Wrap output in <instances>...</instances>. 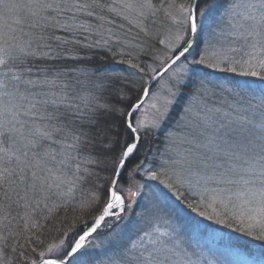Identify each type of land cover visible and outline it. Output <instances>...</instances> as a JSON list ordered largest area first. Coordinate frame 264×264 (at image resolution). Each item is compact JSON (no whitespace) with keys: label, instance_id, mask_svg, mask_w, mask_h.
Segmentation results:
<instances>
[{"label":"snow or ice","instance_id":"1","mask_svg":"<svg viewBox=\"0 0 264 264\" xmlns=\"http://www.w3.org/2000/svg\"><path fill=\"white\" fill-rule=\"evenodd\" d=\"M90 6L78 4L75 0L71 4L67 0H29L26 7L33 17V28L61 27L71 30L70 25L59 23L61 13L81 11ZM22 7L25 5L15 3L14 0H0V18L18 13ZM124 7L130 8L133 5L124 4ZM139 7L152 9L153 5L151 0H144ZM241 7L244 11L238 13L236 9ZM168 8H175V13L169 12V15L178 30L174 41L168 44V52L159 58L157 67H145L129 61L130 68L135 70L133 75L140 74L143 79L144 75L151 72L149 81L161 80L158 88L151 92L153 102L150 105V118L133 119L140 109V101L149 97L151 90L144 87L140 100L127 110L123 140L119 138L118 130H115V136L108 135L114 131L111 127L99 134L100 146L105 153H112L110 166L106 169L111 173L107 203L90 226L87 223L82 226L73 225L62 233L58 243L48 244L46 250L40 252L39 258L32 260L31 264H73V261H78V264H175L167 245L157 246L158 241L149 240L145 243L143 237H140L139 243L132 241L130 246L118 243L111 231L114 225L108 226L107 234L99 245L92 244L90 240L106 218L113 217L119 221L125 214L135 211L142 189L151 187L148 181H157L170 190L176 187L178 199L184 195L180 188L187 186L186 190L190 193L196 189L198 191L195 194L199 195L200 203L206 207L218 203L227 209L230 199L235 197L238 204L232 207L237 211L231 215L241 225L240 230L250 236L255 233L257 239L264 240V86H257V79L264 81V0H247L242 5L231 4L223 8L220 0H185L178 7L173 0ZM110 10L115 11V8ZM78 27L84 28L85 25ZM204 31L216 38L220 45L211 55L207 51V41L197 54L195 38ZM229 38L244 40L248 50L243 57L238 59L229 55L240 49L223 47L224 41ZM43 39V36H33L23 42H16L12 38L11 43H0V192L3 193V200L9 203L14 202L12 196L15 195V202L23 201L26 208L33 195L49 193L53 188L60 190L65 184L68 185L67 193H71L75 181L83 179L79 176L81 163L73 165L72 176H68L61 165L66 168L67 162L71 160L100 163L91 154V148L97 145L94 139L89 138L91 134L88 132L71 133L70 143L67 142L68 133L65 139L53 140L54 134L62 129L50 123L59 113L49 112L48 108H58L64 104L69 99L67 91L34 93L27 89L21 90L22 84L29 87L44 85L51 89L69 87V82L63 79L70 75L69 71L46 65L34 73L32 67H24L29 58L39 57L53 62L61 59L83 61L79 56H61L54 53L50 46L36 43ZM56 39L60 40L59 37ZM60 43L67 41L61 40ZM160 43L164 44L165 41L161 40ZM43 47H48V51H40ZM238 68L242 69L239 75L255 79L241 81L213 78L217 73L237 74ZM80 71L86 74L87 69ZM33 75L34 78H25ZM218 94L232 99L228 111L222 112L219 108L208 106V100ZM37 96L40 99H36ZM82 102L87 106L90 101L88 97H83ZM182 102V120L195 116L204 128H212L206 140L197 145L204 151L196 154H192L191 150L177 152L175 158H169L159 166L154 161L149 164L148 156L145 155L144 159L128 168L131 161L138 159L141 141L162 129ZM105 109L124 114L109 105L96 103L90 113L91 126H95L99 112ZM174 132L173 129L166 137L170 144L175 141ZM105 139L108 140L106 144L103 143ZM45 141L62 146L60 155L64 159L55 164L56 170L49 163L57 161L55 150L51 147L39 150ZM116 145H119L118 152ZM88 146L91 148L85 159L81 153ZM65 149L69 151L65 152ZM71 151H75L76 155H71ZM126 168L127 175H124ZM84 171L91 174L87 168ZM252 173L259 174V188L252 182ZM213 183H236L241 188L230 192L228 198H225L222 195L225 189L210 187ZM60 195L66 193L60 191ZM42 198L48 197L43 195ZM158 201V196L153 193L152 199L143 203L137 215L144 217L149 211L155 210ZM35 203L38 205L40 201ZM200 215L205 213L201 212ZM152 232H159V229L145 231L143 236H151ZM109 251H114V254L118 251L119 255L114 258V255L108 254Z\"/></svg>","mask_w":264,"mask_h":264},{"label":"trees","instance_id":"2","mask_svg":"<svg viewBox=\"0 0 264 264\" xmlns=\"http://www.w3.org/2000/svg\"><path fill=\"white\" fill-rule=\"evenodd\" d=\"M14 2L16 3V0ZM172 2L173 0H167L165 4L158 7L155 16L152 18L155 19L153 23L149 19L145 22L146 26L154 27L152 33L155 36L140 31L139 33L137 32L136 37L129 29L128 33L124 26L116 23V18L119 19L117 16H112L105 9L101 8L96 9V15L91 16L90 21H88L91 29L88 32L82 30L80 33L72 28L70 31H58L56 27L45 29L40 27L33 28V17L25 7L20 8L18 13L7 14L3 18H0V43H4V41L11 43L13 42L12 38L15 37L18 40H22L19 33H24L23 37L26 40H29L33 36H43L44 39L36 43L50 46L54 53H58L61 56L67 54L69 57L79 56L83 58L82 62L72 59H61L53 62L51 60L40 59L39 57L35 59L29 58L24 67H32L34 73L36 69L46 65L61 71H69L70 75L63 78L69 82V87L67 89L60 87L51 89L44 85H39L36 88L23 84L20 87L21 90L27 89L29 92L39 90V93L67 91L69 99L64 104L59 105L58 108L51 106L48 108L49 112L59 113L57 118L50 121V123L62 129L59 133H55L53 138L62 140L65 139V134L68 133L67 142L70 143L71 133L88 132L91 134L89 138L94 139L97 146L95 148L88 146L81 155L86 159L88 149L91 148L92 156L100 161L98 164H88L83 160H71L67 162L66 168L61 165V169L66 171L68 176H72L74 172L73 165L77 162L81 163L79 176L83 177V179L75 181V186L71 193H67L68 185L65 184L60 190L53 188L49 193H37L33 195L31 200H29L27 208L24 206L23 201L15 202V195L12 196V200L14 201L12 203L3 200V193L0 192V201H2V206H0V264H31L32 260L39 258L40 252L46 250L48 244L58 243L59 239L62 238L63 232L68 231L73 225L82 226L87 223L90 226L91 222H94L95 217L101 213L108 199L107 188L110 184L109 178L111 173L106 169L110 166L112 153H105L104 149L100 146L99 134L111 127L114 131L108 135L115 136V130H118L119 138L123 140L125 137L124 120L127 110L141 98L146 84L143 79L136 75L114 72L113 66L119 63V60L122 61L126 57H128L127 59L130 62L132 61L134 64L140 63L143 66L142 63L147 64L155 59L157 50L159 52L163 51V46L160 44V36L167 29V25L170 22L167 10L169 9L168 5ZM184 2L185 0H174L175 5ZM17 3L20 4L18 1ZM228 3L229 0H220L221 8L226 7ZM156 5L157 0L155 1ZM173 10L175 11V8ZM173 10L169 9L170 12H173ZM97 14H101V17L97 16ZM17 16L20 20L19 23H17ZM77 16L82 19L84 18L79 13ZM119 20L121 23H124L121 19ZM109 36L118 38L119 40L113 44L110 42ZM56 37H59L60 40H57ZM132 39L139 43L141 49L144 50L143 53L136 51L137 49L134 48L135 44L131 42ZM141 39H143L142 43L139 42ZM61 40H66L67 43L61 44ZM87 45H90V47H87ZM130 45H133L134 51L139 53L137 56H131L132 54H127V52L121 53V51L130 50ZM138 49L141 50L140 48ZM40 51L47 52L48 47H43ZM85 68L87 72L86 74H82L80 70ZM240 71H242L241 68L237 69V74L228 72L217 73L213 78L241 81L255 79L239 75ZM25 78H34V75L32 77L26 76ZM257 86H264V81L257 79ZM83 97H88L90 101L87 106L82 102ZM36 99H40V96H37ZM209 102L224 112L229 110L232 99L223 94H218L211 97L208 100ZM96 103L109 105L112 109H119L124 114L121 115L120 112L106 109L101 110L96 119L95 126H91L89 123L90 113ZM182 107L183 102L172 112L168 122L162 129L153 132L141 141V146L137 153L138 159L131 161L128 168L138 163L139 160L144 159L145 155L148 156L149 164L154 161L159 166L163 161L175 158L177 151L189 152V150L183 151V148L176 146L175 148L172 147L173 150L171 151V144L166 139L169 132L175 128L182 114ZM190 137L189 129L185 130V132L180 134L179 141L182 138L185 141L190 140ZM103 143H108V140L105 139ZM46 147H51L57 154V161L49 162L52 164L54 170H56L55 164L60 159H64V156L60 155L62 146L52 141H45L39 150L43 151ZM116 149L118 152L119 145H116ZM68 151L65 149V152ZM71 155L75 156L76 152L71 151ZM85 168L91 172L90 175L84 171ZM128 168L124 170V174ZM251 178L255 187L259 188L261 184L259 174L252 173ZM162 179L164 178L162 177ZM149 185H151L150 189L149 187L144 188L139 198H145V201L151 200L153 193H155L159 198L156 209L149 211L144 217L138 216L137 213L141 211V207L145 202L141 203L140 199L139 203L135 205V211L125 214L119 221H114L111 224L114 225L111 231L118 243L130 246L132 241L139 243L140 237H143L145 243L149 240L160 241L161 239L167 241L170 238L173 239L174 235L171 236L167 229L162 232L163 234L166 233V235H161L160 239L158 236L156 237V232H152L151 236H143V233L145 231L151 232L153 228H158L159 230H161L160 228H164L160 224V221L162 222L161 219L169 221V219L177 218V220L185 223L189 228H195L199 230L201 235L204 234L206 236L204 245L198 244L196 255L193 254L197 259L194 264L198 263L197 251L199 249L202 251V254L200 253L201 257L204 258L199 261L201 264H226L221 256L222 252L227 250L237 251L248 259L264 260V240L257 239L255 233L250 236L246 231H241V225L231 215V213L235 212L231 208L225 209L219 206V204L206 207L199 201H193L190 193L186 190V186L180 188V191L184 195L178 199L176 187L170 190L164 184H160L157 181H149ZM213 188L216 187L213 186ZM240 188L241 185H237L227 193L235 192ZM146 189L150 191V196L146 195ZM60 191L65 192L66 195L61 196ZM43 195H47L48 198L43 199ZM228 196L226 194V197ZM37 200L40 201L38 205L35 203ZM230 202L238 204L235 197H232ZM82 205L88 206L82 207ZM189 205L194 207V211L190 209ZM189 209L193 212L190 219L188 215ZM201 212H204L205 215H200ZM221 220L224 222H218ZM105 221L90 240L94 239L99 232L104 231L103 226H105ZM26 223L28 225L27 228H25ZM211 233L218 234L220 239L212 238L209 236ZM104 238L100 239L99 244ZM108 254L114 255L115 258L119 255V252L115 251L114 254V251H109Z\"/></svg>","mask_w":264,"mask_h":264},{"label":"rangeland","instance_id":"3","mask_svg":"<svg viewBox=\"0 0 264 264\" xmlns=\"http://www.w3.org/2000/svg\"><path fill=\"white\" fill-rule=\"evenodd\" d=\"M20 2V4L25 5L26 10L28 11V8L26 7L29 3V0H16V3ZM155 1L156 0H151V4L153 5L152 9H148V8H144L141 9L139 7L140 4L144 3V0H98V2H96V0H75L76 3L78 4H89L91 5L88 8L82 9L81 11H65L63 13H61V16L59 17V23L60 24H68L71 26V28L73 30L78 31V33H80V31H84V32H88V30L91 29V26L88 25V21H90L89 19H91V16H95L97 10L96 9H105L106 12L110 13L112 16H117L119 19H121L122 21H124V23H121L119 19L116 18V23L124 26L126 29V31L129 33V30L134 34V36L137 34V32L139 33L140 31H144L146 33H149L150 35H153L152 30L154 27H149L145 25V22L147 19H149L150 21H152V23L154 22L155 19H152L157 10L158 7L161 6L162 4H165L167 2V0H157V5L155 6ZM57 2H60V0H57ZM67 2L69 4H71L73 2V0H67ZM247 0H229L228 5L231 4H244L246 3ZM124 4H132L133 7L130 8H125ZM181 4V3H180ZM176 5L177 7L180 5ZM99 5H103V7H100ZM115 8V11H111L110 9ZM173 10V9H172ZM236 11L238 13H242L244 11V9L241 8H237ZM143 12V14L141 15L140 13ZM169 9L167 10L170 22L167 25V29L164 31V33H162V35L160 36V41L163 40L165 41L164 44H161L163 46V51L159 52V50H157V53L155 55V59L152 60L151 62L145 64L142 63L143 66L147 67V66H151L153 68L157 67V65L159 64V58L162 57L164 55L165 52H168V44L170 42L174 41L175 35L177 33V25L174 24L172 22V19L169 15ZM80 14L81 16H84V18H80L77 16V14ZM88 13H92V15H89ZM173 14L175 13V11L173 10L172 12ZM97 16L101 17V14H97ZM85 25L84 28H80L78 27L79 25ZM145 25V26H144ZM139 31H138V29ZM59 30L62 31H70V30H65L64 28L61 27H56ZM129 29V30H128ZM242 31V30H241ZM22 37V40H18L17 37H15L16 42H23L26 41V39L23 37L24 33H19ZM155 36V35H153ZM20 37V38H21ZM133 37V36H132ZM137 37V35H136ZM158 37V36H157ZM24 38V39H23ZM108 38H110V42L114 44V42L118 41V38L109 36ZM197 38V42H196V49H197V54H199V49L201 47H205V41H207V51L208 54L211 55L215 50H217L220 45L217 44L216 38L211 37L208 35V33L206 31L202 32L200 34L199 37ZM195 38V39H196ZM143 39L139 40L140 43H142ZM131 42L133 44H135V47L133 45L131 46L130 50H126V51H121V53L123 52H127V54L131 53V56H137V54L139 53H143L144 50L141 49L139 43L137 41H134L133 39L131 40ZM130 44V42H128ZM136 48L138 52L134 51ZM223 47L226 49L228 47H234L237 49H240V51L236 52V53H229V55H234L236 58H241L244 56V52H246L248 49L245 46L244 40L242 38H236V39H231L229 38L228 40L224 41ZM138 48H140L141 50H139ZM174 50V49H173ZM156 51V50H155ZM128 57L124 58L122 61L119 60L120 62L117 63L115 66H113V71L114 72H121V73H125V74H132L135 72L134 69L130 68L129 65V61L127 59ZM120 59V58H119ZM132 63V61H131ZM138 64V63H136ZM140 65V63H139ZM137 77L140 78V74H135ZM152 75L151 72H149L147 75L143 76V81L144 83H148L149 82V76ZM161 80L157 79L156 81L152 82V84L150 85V93H149V97L144 99L141 102V106L140 109L138 111H136L135 116L133 117V119L136 118H142V119H149L151 116V109H150V105L153 102L152 101V96H151V92L155 91L158 86L160 85ZM145 84V86H146ZM21 86V85H20ZM36 88H38L36 86ZM34 93H39V90H35L33 91ZM78 93V92H77ZM209 107H213V108H218V107H214L212 105V103H208ZM182 114L180 115L177 124L174 128L175 132V141L173 143H171V151L173 150L172 147L175 148L176 147H181L183 148V151H188L191 150L192 154H196V153H200L203 152L204 149L197 147L198 144L203 143L207 136L209 134L212 133V128H204V126L200 123L199 119L196 118L195 116L192 117H186L183 120L181 119ZM189 129V133H190V140L188 139L187 141H185L184 138H182V140L179 141V137L180 134H182L183 132H185V130ZM173 131V130H172ZM155 132V131H154ZM57 138H53V140H56ZM52 144V143H51ZM176 151V150H175ZM179 152V151H177ZM131 168V167H130ZM127 171L126 170L124 175H127ZM252 175V174H250ZM149 184V181L147 182ZM239 184H219L217 185L216 183H213L210 185V187H219V188H223L225 189L224 193L222 195H224L225 198L226 194L229 195V193H227L231 188L237 186ZM187 187V186H186ZM146 188V187H145ZM150 189V188H149ZM144 190V188L142 189V191ZM146 195L150 196V191H148V189H146ZM198 190L193 189L192 192L190 193L192 200L193 201H199L200 202V198L197 193ZM141 198H138V200H140ZM145 201L144 199H141V203H143ZM218 204V203H217ZM233 204H237L236 202H229L228 207L227 208H231L232 210H234L235 212L237 211V209L233 208L232 205ZM221 207H223L222 205H219ZM191 210L194 211V207H190ZM188 212L189 215V219L191 218V216L193 215V212L190 211ZM196 211V210H195ZM162 222L160 221V224L164 227V228H160L161 230H159V232H156V237L158 236V238H161V235H164L162 232L167 229V231L170 232V235L173 236V239L170 238V240H161L158 241V246L161 245H167V248L169 249L170 253H172V259L173 261H175V264H194L195 261L197 260L195 258V256L193 254L196 255V250L198 248V244L200 245H204V240L206 239V236H204V234H200L199 230L195 229V228H189L187 225H185V223H181L179 220H177V218H172L171 220L169 219V221L165 220V219H161ZM116 221L115 218L113 217H108L106 219V223L105 226H103L104 231H101L98 233V235H96L94 237V239H91V243L94 245H98L100 242V239L104 238V234L107 233L108 230V226L113 224V222ZM186 234V235H185ZM176 236V237H175ZM178 236V237H177ZM209 236H211L214 239H220V236L218 234H213L211 233ZM200 253L202 254V251L199 249L197 251V256H198V263L197 264H201L199 263L200 260H203L204 258L201 257ZM221 258L226 262V264H264V260L262 259H248L245 256H243L241 253L237 252V251H231V250H227V251H223L222 252V256ZM73 264H78V261H73Z\"/></svg>","mask_w":264,"mask_h":264},{"label":"water","instance_id":"4","mask_svg":"<svg viewBox=\"0 0 264 264\" xmlns=\"http://www.w3.org/2000/svg\"><path fill=\"white\" fill-rule=\"evenodd\" d=\"M152 82H154V81H149L147 84H146V86L145 87H150V85L152 84ZM140 100V99H139ZM144 100V99H143ZM142 100V101H143ZM142 101H140V103L142 102ZM137 103V102H136ZM102 212V211H101ZM101 214V213H100Z\"/></svg>","mask_w":264,"mask_h":264}]
</instances>
